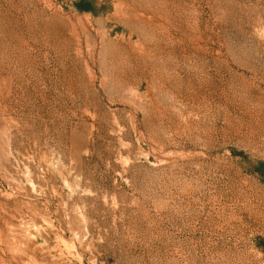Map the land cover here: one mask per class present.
Masks as SVG:
<instances>
[{"label": "rangeland", "instance_id": "374dc122", "mask_svg": "<svg viewBox=\"0 0 264 264\" xmlns=\"http://www.w3.org/2000/svg\"><path fill=\"white\" fill-rule=\"evenodd\" d=\"M0 264H264V0H0Z\"/></svg>", "mask_w": 264, "mask_h": 264}]
</instances>
